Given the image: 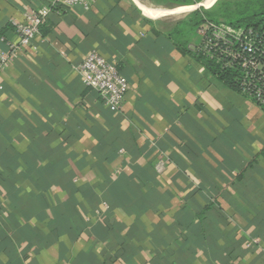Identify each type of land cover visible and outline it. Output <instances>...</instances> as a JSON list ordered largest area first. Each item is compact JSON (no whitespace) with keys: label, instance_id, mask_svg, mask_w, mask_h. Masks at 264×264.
<instances>
[{"label":"crops","instance_id":"1","mask_svg":"<svg viewBox=\"0 0 264 264\" xmlns=\"http://www.w3.org/2000/svg\"><path fill=\"white\" fill-rule=\"evenodd\" d=\"M136 1L51 14L0 71V264H264V108ZM44 4L0 0L1 51ZM90 51L127 80L117 113Z\"/></svg>","mask_w":264,"mask_h":264},{"label":"built area","instance_id":"2","mask_svg":"<svg viewBox=\"0 0 264 264\" xmlns=\"http://www.w3.org/2000/svg\"><path fill=\"white\" fill-rule=\"evenodd\" d=\"M94 2L45 0L39 10L26 13L22 22L13 21L11 26L17 41L7 42V50H0V71L6 69L21 51H37L34 42L51 14H60L77 6L88 10ZM195 34L198 44L190 48L215 62L221 69L233 71L236 74L237 92L264 108V30L235 28L225 23L206 21L198 26ZM76 71L82 84L96 91L109 111L117 113L120 110L127 92V80L119 74L115 65L107 62L96 51H90Z\"/></svg>","mask_w":264,"mask_h":264},{"label":"trees","instance_id":"3","mask_svg":"<svg viewBox=\"0 0 264 264\" xmlns=\"http://www.w3.org/2000/svg\"><path fill=\"white\" fill-rule=\"evenodd\" d=\"M183 6L191 5L189 0H166ZM193 6V5H192ZM221 10L225 17V24L235 28H252L264 30V0H243L235 3L223 2ZM206 21L220 23L212 19V15L205 10H196L188 18L175 25L173 36L175 46L182 53L191 54L187 51L188 36L193 35L198 26ZM183 38V40H182ZM194 58L207 68L213 76L223 82L231 89H236V74L230 70H223L215 62L200 55H193Z\"/></svg>","mask_w":264,"mask_h":264},{"label":"rangeland","instance_id":"4","mask_svg":"<svg viewBox=\"0 0 264 264\" xmlns=\"http://www.w3.org/2000/svg\"><path fill=\"white\" fill-rule=\"evenodd\" d=\"M141 3L146 4L150 7H161V8H168V9H176V8H180V7H186L180 4H176L174 2H169L166 0H139ZM191 2V5H196L197 3H199L202 0H189ZM217 0H215L211 5H209L208 7L212 6ZM239 1H243V0H218L212 7L210 8H203L200 7L198 10L202 9L205 10L206 12H209L212 15V19L214 21L220 22V23H225V17L223 16V11L221 10V4L223 2H229V3H235V2H239ZM151 4V5H150ZM190 14L184 15L182 17H168V20L174 22V24L176 22H179L181 20H185ZM156 17V16H155ZM158 19V18H157ZM195 34V32H194Z\"/></svg>","mask_w":264,"mask_h":264},{"label":"bare ground","instance_id":"5","mask_svg":"<svg viewBox=\"0 0 264 264\" xmlns=\"http://www.w3.org/2000/svg\"><path fill=\"white\" fill-rule=\"evenodd\" d=\"M215 0H204L202 2H200L199 4H197L198 6H187V7H180V8H176V9H164V8H150L147 7L141 3H139L138 1H136V4H138L141 7H144L146 9H148L154 16L158 17V18H164V17H182L184 15L190 14L194 9H196L199 6H209L211 5ZM151 5V4H150ZM159 7V6H158Z\"/></svg>","mask_w":264,"mask_h":264}]
</instances>
